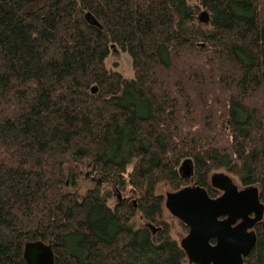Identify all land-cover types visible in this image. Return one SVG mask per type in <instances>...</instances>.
<instances>
[{
	"label": "trees",
	"instance_id": "1",
	"mask_svg": "<svg viewBox=\"0 0 264 264\" xmlns=\"http://www.w3.org/2000/svg\"><path fill=\"white\" fill-rule=\"evenodd\" d=\"M190 2L0 0V264L34 241L55 264H188L158 189L214 199L217 172L264 205V0ZM255 232L243 264H264V218Z\"/></svg>",
	"mask_w": 264,
	"mask_h": 264
},
{
	"label": "water",
	"instance_id": "2",
	"mask_svg": "<svg viewBox=\"0 0 264 264\" xmlns=\"http://www.w3.org/2000/svg\"><path fill=\"white\" fill-rule=\"evenodd\" d=\"M182 171L188 177L190 165ZM210 186L220 192L219 197L210 198L196 186L165 195V210L188 230L179 245L188 264H243L257 243L255 227L264 218L258 188L239 189L225 173H213ZM23 260L55 264L53 249L41 241L24 245Z\"/></svg>",
	"mask_w": 264,
	"mask_h": 264
},
{
	"label": "rangeland",
	"instance_id": "3",
	"mask_svg": "<svg viewBox=\"0 0 264 264\" xmlns=\"http://www.w3.org/2000/svg\"><path fill=\"white\" fill-rule=\"evenodd\" d=\"M197 0H191V5H195ZM206 16L202 15L200 17V23L203 25V27H207L205 24V21L207 19ZM208 20V19H207ZM106 68L110 71L117 72L121 74L123 77L127 79H132L133 78V71H132V62L130 57L126 54L121 52L117 47L111 46L110 47V54L108 59L106 60ZM76 172L77 174V193L79 196H84L88 190H91L95 188V186L98 184L99 177L97 175H94L91 171V165L88 162H84L81 165H70L69 166V171ZM217 173H223V172H217ZM232 178V177H230ZM233 182L240 188L237 179L232 178ZM66 191L71 192L73 191L70 187L69 184L66 186ZM107 191H112V196L109 197L108 199V205L113 207L116 202L117 194L115 191H113V187L111 186H103L102 187V192H107ZM158 192L165 197L167 193H169V189L167 186H161L158 189ZM166 220L168 224L170 225L171 229V236L173 239L177 240L178 242L184 238L187 233L185 234L183 231V228L179 224V222L171 217V215L166 211L165 213ZM133 223H136V227H140L143 225V222L140 221L139 219H136L133 221Z\"/></svg>",
	"mask_w": 264,
	"mask_h": 264
}]
</instances>
